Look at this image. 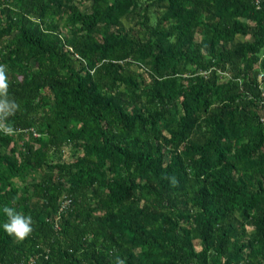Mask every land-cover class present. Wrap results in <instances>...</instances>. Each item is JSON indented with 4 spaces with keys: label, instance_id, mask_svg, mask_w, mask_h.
Returning a JSON list of instances; mask_svg holds the SVG:
<instances>
[{
    "label": "trees",
    "instance_id": "trees-1",
    "mask_svg": "<svg viewBox=\"0 0 264 264\" xmlns=\"http://www.w3.org/2000/svg\"><path fill=\"white\" fill-rule=\"evenodd\" d=\"M0 65V264H264V0H0Z\"/></svg>",
    "mask_w": 264,
    "mask_h": 264
},
{
    "label": "clouds",
    "instance_id": "clouds-1",
    "mask_svg": "<svg viewBox=\"0 0 264 264\" xmlns=\"http://www.w3.org/2000/svg\"><path fill=\"white\" fill-rule=\"evenodd\" d=\"M7 79L6 71L3 65H0V114L7 116L9 113L14 112L18 108L16 100L9 97L7 93ZM5 133L11 134L13 128L7 125L0 129ZM2 212L6 215L7 219L0 225L9 234H14L18 238H25L32 231V217L25 215L13 206L4 205ZM116 264H124V260L117 257Z\"/></svg>",
    "mask_w": 264,
    "mask_h": 264
},
{
    "label": "built area",
    "instance_id": "built-area-1",
    "mask_svg": "<svg viewBox=\"0 0 264 264\" xmlns=\"http://www.w3.org/2000/svg\"><path fill=\"white\" fill-rule=\"evenodd\" d=\"M257 2L259 3V0H257ZM203 74H205L206 76L209 74L208 72H204ZM260 78L263 79L264 78V74L261 73L260 74ZM261 106H262V119L261 121L264 123V91L262 93V98H261ZM35 132V131H34ZM35 136H38V134L35 132ZM65 155L67 153V150L64 152ZM60 213L67 211L68 209H70L72 207V199L68 194H64L61 196L60 198ZM56 229H59V225L56 226ZM32 262V260H30L29 264Z\"/></svg>",
    "mask_w": 264,
    "mask_h": 264
},
{
    "label": "rangeland",
    "instance_id": "rangeland-1",
    "mask_svg": "<svg viewBox=\"0 0 264 264\" xmlns=\"http://www.w3.org/2000/svg\"><path fill=\"white\" fill-rule=\"evenodd\" d=\"M91 6V3L90 4H88V6L87 7H90ZM81 9H82V11H85L86 10V7H81ZM123 22H124V24H125V26L126 27H131L132 25H133V23H132V21H131V18L129 17V18H126V19H124L123 20ZM238 40H240V41H242V40H244V38L243 37H239V39ZM70 150H67V153H66V157H69L70 156Z\"/></svg>",
    "mask_w": 264,
    "mask_h": 264
}]
</instances>
